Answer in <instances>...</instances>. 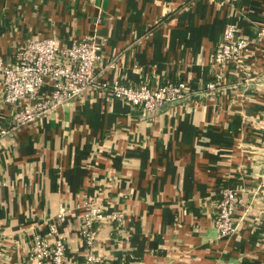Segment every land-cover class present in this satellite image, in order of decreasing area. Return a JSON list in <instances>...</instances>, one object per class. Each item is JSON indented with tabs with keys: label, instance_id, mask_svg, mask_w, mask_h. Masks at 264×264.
I'll list each match as a JSON object with an SVG mask.
<instances>
[{
	"label": "crops",
	"instance_id": "0c3cea01",
	"mask_svg": "<svg viewBox=\"0 0 264 264\" xmlns=\"http://www.w3.org/2000/svg\"><path fill=\"white\" fill-rule=\"evenodd\" d=\"M231 25L251 40L238 58L253 76L247 88L213 62ZM89 37L102 43L101 80L185 81L193 92L145 112L88 88L1 137L0 264H29L30 241L58 214L69 264H84L89 202L121 215L93 224L101 264H264V191L251 193L264 172V0H0L6 62L34 39ZM208 82L215 92L196 96ZM2 92L0 80L6 123L16 106ZM226 189L251 205L220 237L213 219Z\"/></svg>",
	"mask_w": 264,
	"mask_h": 264
},
{
	"label": "built area",
	"instance_id": "2783aa9c",
	"mask_svg": "<svg viewBox=\"0 0 264 264\" xmlns=\"http://www.w3.org/2000/svg\"><path fill=\"white\" fill-rule=\"evenodd\" d=\"M250 43L249 38L238 35L235 27L229 26L222 42L213 52L214 65L222 72L233 68L242 82L251 80L253 76L250 71L240 68L238 64L239 56ZM101 47L102 43L94 37L73 41L66 46L54 38H40L20 46L13 62H6L0 57V80L3 87L1 100L16 106L6 123L0 121V138L15 132L21 125L37 120L47 111L68 105L88 88L107 91L114 98L145 112L178 102L192 94L193 91L185 81L131 85L117 80H101L98 77L101 70H98L97 65ZM46 85L50 87L49 92L41 94V89ZM203 87L198 93L215 90L216 83L208 82ZM261 128L264 147V124ZM260 190L264 191V172L257 189L251 193L256 195ZM250 205V200L237 196L232 190H223L217 199L213 219L218 235L233 234L237 229L233 219L234 211L240 206L247 213ZM57 217V222L50 224L47 235L35 236L30 241L27 251L29 264H69L65 244L58 234V222L64 219L62 214ZM104 219L120 220L121 215L106 214L99 206L86 203L79 228L82 242L89 250L85 254L84 264L104 262L92 252L95 242L93 224Z\"/></svg>",
	"mask_w": 264,
	"mask_h": 264
},
{
	"label": "water",
	"instance_id": "95a60500",
	"mask_svg": "<svg viewBox=\"0 0 264 264\" xmlns=\"http://www.w3.org/2000/svg\"><path fill=\"white\" fill-rule=\"evenodd\" d=\"M251 80H253V79H251ZM251 80L244 81V82L240 83V84H241V87H243V88H247ZM250 84H251V83H250ZM212 91H213V90H212ZM213 92H215V91H213ZM203 93H206V92H203ZM203 93H200V92H199V93H196V96H198V95H200V94H203ZM188 97H190V96H188ZM188 97H186V98H188ZM186 98H184V99H186ZM184 99H183V100H184ZM180 101H182V100H180ZM178 102H179V101H178ZM173 103H175V102H172V103H169V104H173ZM169 104H165V105H163V106H166V105H169ZM163 106H161V107H163ZM161 107H159V108H161Z\"/></svg>",
	"mask_w": 264,
	"mask_h": 264
}]
</instances>
